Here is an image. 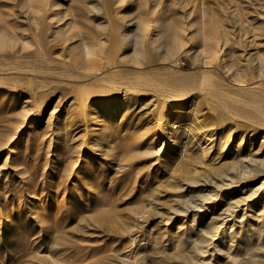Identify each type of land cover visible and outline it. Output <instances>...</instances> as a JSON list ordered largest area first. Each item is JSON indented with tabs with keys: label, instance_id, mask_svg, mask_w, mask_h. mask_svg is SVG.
<instances>
[{
	"label": "rangeland",
	"instance_id": "1",
	"mask_svg": "<svg viewBox=\"0 0 264 264\" xmlns=\"http://www.w3.org/2000/svg\"><path fill=\"white\" fill-rule=\"evenodd\" d=\"M0 264H264V0H0Z\"/></svg>",
	"mask_w": 264,
	"mask_h": 264
},
{
	"label": "bare ground",
	"instance_id": "2",
	"mask_svg": "<svg viewBox=\"0 0 264 264\" xmlns=\"http://www.w3.org/2000/svg\"><path fill=\"white\" fill-rule=\"evenodd\" d=\"M88 51H89V50H88ZM88 51H87V52H88ZM87 54H89V53H87ZM113 106H114V105H113ZM109 107H110V105H109Z\"/></svg>",
	"mask_w": 264,
	"mask_h": 264
}]
</instances>
